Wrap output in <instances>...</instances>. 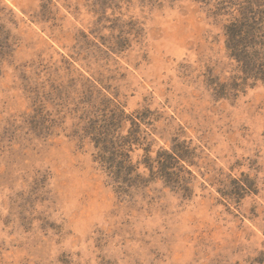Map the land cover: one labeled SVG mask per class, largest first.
Returning a JSON list of instances; mask_svg holds the SVG:
<instances>
[{
  "label": "rangeland",
  "instance_id": "374dc122",
  "mask_svg": "<svg viewBox=\"0 0 264 264\" xmlns=\"http://www.w3.org/2000/svg\"><path fill=\"white\" fill-rule=\"evenodd\" d=\"M219 1L0 0V264H264V84L210 89ZM117 107L128 184L96 158ZM176 138L188 195L152 162Z\"/></svg>",
  "mask_w": 264,
  "mask_h": 264
},
{
  "label": "trees",
  "instance_id": "16d2710c",
  "mask_svg": "<svg viewBox=\"0 0 264 264\" xmlns=\"http://www.w3.org/2000/svg\"><path fill=\"white\" fill-rule=\"evenodd\" d=\"M211 14L216 24L221 25L226 56L234 67L233 74L224 82H213L211 75L209 80L215 84L209 81V87L213 94L219 98L237 97L248 88L264 84V0H220ZM136 119V115H127L117 107L94 133L98 149L97 161L112 180L120 184H128L140 178L138 167L132 164L128 152V147L139 136L134 130L128 136L118 132L127 120L133 126H138ZM193 157L191 146L176 138L172 141V147L159 151L152 162L156 163L158 174L167 184L188 195L190 178L186 174L191 173L181 163L190 162ZM240 187L243 191L246 188L251 191L245 185Z\"/></svg>",
  "mask_w": 264,
  "mask_h": 264
}]
</instances>
